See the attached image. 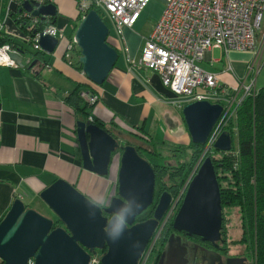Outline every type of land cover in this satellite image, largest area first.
<instances>
[{
    "label": "crops",
    "instance_id": "1",
    "mask_svg": "<svg viewBox=\"0 0 264 264\" xmlns=\"http://www.w3.org/2000/svg\"><path fill=\"white\" fill-rule=\"evenodd\" d=\"M167 1L161 0L162 9ZM8 2L0 0L1 29L27 47V35L10 16H5ZM53 2L57 9L54 24L65 36L53 52H45L50 69L42 67L39 78L33 77L26 71L27 56L23 66H0V219L15 198L35 210L45 209L43 214L53 218L39 192L59 178L99 204L106 203L116 188L119 166L112 164L117 160L115 156L106 176L82 167L75 133L77 116L65 101L76 83L85 84L80 92L90 91L98 96L91 115L105 125H114L115 137L116 133L132 140L144 136L148 143L173 146L191 141L182 108L172 102L173 93L156 72L139 63L140 50L157 18L145 31L137 22L123 28L121 35L109 28L107 41L117 50L118 57L98 85L64 58L65 44L73 38L79 21L76 0ZM261 28L264 29V17ZM200 66L214 72L229 87L255 78L259 90L264 86V37L257 41V52L211 48Z\"/></svg>",
    "mask_w": 264,
    "mask_h": 264
},
{
    "label": "water",
    "instance_id": "2",
    "mask_svg": "<svg viewBox=\"0 0 264 264\" xmlns=\"http://www.w3.org/2000/svg\"><path fill=\"white\" fill-rule=\"evenodd\" d=\"M21 5L32 16L57 15L54 2L40 4L37 0H22ZM108 34L105 21L95 9H90L80 18L73 35L80 49L81 69L98 85L105 80L118 57L117 50L106 41ZM57 43L58 39L49 35L39 39L40 46L48 53L53 52ZM12 57L21 64L19 54L14 53ZM221 113L222 106L218 103L206 100L186 103L182 114L191 141L204 144ZM75 133L82 167L100 176L108 174L112 154L120 151L117 195L103 206L67 181L56 179L39 192L40 199L56 219L15 198L0 219L2 264H29L30 260L31 264H88L97 250L103 251L99 264H136L169 209L171 196L163 191L152 216L135 223V217L153 202L155 173L152 165L138 154L134 145H120L115 136L96 124L78 120ZM213 147L230 150V134L222 130ZM120 217L126 223H121ZM55 221L60 225L53 226ZM221 224L219 184L212 160L205 156L184 190L172 226L213 242L220 237Z\"/></svg>",
    "mask_w": 264,
    "mask_h": 264
},
{
    "label": "built area",
    "instance_id": "3",
    "mask_svg": "<svg viewBox=\"0 0 264 264\" xmlns=\"http://www.w3.org/2000/svg\"><path fill=\"white\" fill-rule=\"evenodd\" d=\"M37 1L40 4L53 2ZM149 1L76 0V4L81 17L93 6L101 18L108 19L112 30L121 35L123 28L132 27L137 22ZM16 5V0H9L5 7V16H9ZM21 16L27 18L29 24L39 21V16H32L22 5ZM263 17L264 0H168L142 45L139 63L159 75L162 84L173 93V104L182 108L188 102L206 100L222 106L221 117L209 133L199 160L177 197L171 199L164 219L170 214L177 198L183 195L197 164L213 147L222 126L235 117V111L244 99L253 97L258 92L255 78L229 87L221 83L214 72L203 69L200 62L211 48L224 52H257L256 38L262 27ZM26 35V43L32 51H44L39 44L43 35L55 37L58 41L63 38L62 31L54 23H48L41 29L34 30L31 35ZM79 50L75 39H69L64 48L65 60L71 65L76 64ZM14 53L19 54L10 44H1L0 66L19 67V60L12 57ZM50 67L48 62L43 65L44 69ZM81 96L90 105L98 101V96L90 91H82ZM88 121H93L92 115L88 116ZM157 233L158 230L151 236L136 264H145ZM88 264H99L98 255H91Z\"/></svg>",
    "mask_w": 264,
    "mask_h": 264
},
{
    "label": "trees",
    "instance_id": "4",
    "mask_svg": "<svg viewBox=\"0 0 264 264\" xmlns=\"http://www.w3.org/2000/svg\"><path fill=\"white\" fill-rule=\"evenodd\" d=\"M16 1L15 10L10 12L9 16L25 34L31 35L34 30H39L46 24L55 23L56 16L39 17L37 23L29 24L28 19L21 16L22 0ZM90 9L94 7L90 6L87 11ZM80 18L81 15L78 13L77 20ZM3 43L10 44L18 51L22 66L24 57L27 56L26 71L39 78L40 70L46 63L44 51H32L16 42L10 34L0 28V45ZM76 65L81 69L78 61ZM82 87H85V84L76 83L65 97V101L74 108L77 121L96 124L114 136L112 131L114 125H105L94 117L92 122L88 121L96 102L92 105L87 103L81 96ZM222 130L230 134V150L220 151L212 147L204 157L209 156L212 160L219 184L221 206L238 208L246 222L252 240L253 264H264V86L259 88L253 97L242 101L235 111V117L229 119L222 126ZM234 136L236 146L233 143ZM146 140L144 136H138L135 138L136 144L126 143L134 145L138 154L152 165L155 182H160L163 186L168 185L169 181L175 183L172 197H176L199 160L205 143L190 141L187 145L171 146L152 144ZM165 152L166 155H163ZM168 157L171 159L169 162L165 161ZM57 225H60L59 221L53 224Z\"/></svg>",
    "mask_w": 264,
    "mask_h": 264
},
{
    "label": "flooded vegetation",
    "instance_id": "5",
    "mask_svg": "<svg viewBox=\"0 0 264 264\" xmlns=\"http://www.w3.org/2000/svg\"><path fill=\"white\" fill-rule=\"evenodd\" d=\"M169 182L168 185L164 186L159 182L158 189H154L152 204L135 217V223L152 216L153 209L161 192L166 191L170 194L171 199L173 198L172 189L175 187V183ZM156 184L158 183L155 182V187ZM162 186L164 188L161 190ZM114 195H117L116 192ZM182 196L177 198V202L168 217L164 219L165 216H163L158 222L155 229V231L158 230V233L145 264H252L247 235L242 234L236 240L232 238L226 228L228 219L224 215V207H222L220 237L213 242L202 240L198 235L174 229L172 220L181 203ZM111 197L108 198L107 202ZM104 215L107 217L111 216L106 213ZM242 220L244 221V218ZM102 252V250H97L98 257Z\"/></svg>",
    "mask_w": 264,
    "mask_h": 264
},
{
    "label": "rangeland",
    "instance_id": "6",
    "mask_svg": "<svg viewBox=\"0 0 264 264\" xmlns=\"http://www.w3.org/2000/svg\"><path fill=\"white\" fill-rule=\"evenodd\" d=\"M54 1V0H53ZM164 8V7H163ZM162 2L161 0H150L146 7L142 10L138 20H137V23L136 24H140L142 25V29L145 31L147 30L148 28H150V26L152 25V23L154 22V20L156 18H158L162 12ZM160 13V14H159ZM158 16V17H157ZM103 20L105 21L106 25L110 28V31L112 30V27H111V24L110 22L108 21V19L106 17H103ZM79 21H77V24H78ZM68 29V28H67ZM75 30V29H74ZM66 32V30H65ZM74 33V31H73ZM62 35L65 36V34L62 32ZM264 37V29L261 28L259 30V32L257 33V38L256 40L259 42L261 40V38ZM28 43H26L27 45ZM61 45V42L59 43V45L57 46V48H59V46ZM29 45H27V48H30V46L28 47ZM26 47V46H25ZM56 48V49H57ZM117 134V139L120 143V145H124V144H127L126 142H133V143H137L135 140H132L130 139V137H124L123 134H119V133H116ZM236 136H234V146H236V139H235ZM172 146V145H171ZM119 154H120V151L119 153L115 152L112 154L111 156V159L115 156L117 160H114L112 162L116 164V166L118 165L119 166ZM163 155H166V152L163 154ZM171 159L166 158L165 161H170ZM171 163V162H170ZM111 165V164H110ZM159 187V183L156 184V187H155V190H157ZM116 192V188L113 189L111 191V194L109 197L111 196H114V193ZM104 202H102L100 205H103ZM37 211H39V213H45V209H36ZM53 214V213H52ZM51 216L53 217V219H56V216L53 214ZM44 215V214H43ZM224 215H226V219L227 220V224H226V228H227V231L229 232V234L232 236L233 239H238L240 236H242V234H246L247 235V238H248V242H249V247H250V260L253 264V254H252V240H251V237L249 235V230L246 226V222H244L242 219V216H241V213L240 211L238 210V208L236 207H225L224 208Z\"/></svg>",
    "mask_w": 264,
    "mask_h": 264
},
{
    "label": "clouds",
    "instance_id": "7",
    "mask_svg": "<svg viewBox=\"0 0 264 264\" xmlns=\"http://www.w3.org/2000/svg\"><path fill=\"white\" fill-rule=\"evenodd\" d=\"M121 223H126V221L123 220V217H120Z\"/></svg>",
    "mask_w": 264,
    "mask_h": 264
}]
</instances>
